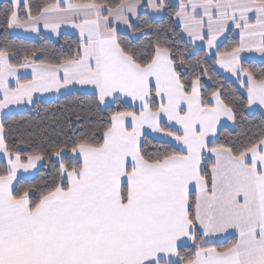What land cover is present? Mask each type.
Wrapping results in <instances>:
<instances>
[{
    "label": "snow or ice",
    "instance_id": "snow-or-ice-1",
    "mask_svg": "<svg viewBox=\"0 0 264 264\" xmlns=\"http://www.w3.org/2000/svg\"><path fill=\"white\" fill-rule=\"evenodd\" d=\"M167 7L165 0H45L34 12L30 0H9L0 13L8 30L39 33L42 24L58 35L70 24L79 31L72 53L58 61L41 59L43 49L0 47V110L77 86L98 112L109 109L98 127L69 123L75 139L26 160L8 147L0 123V264H264V127L245 142H220V127L235 126L238 113L203 79H214L212 64L219 65L246 90L249 107L264 108V69L257 78L242 55L264 60V0H179L162 38L138 47L121 37V25L148 36L155 26L134 23L140 10ZM230 27L239 44L213 58ZM197 40L207 56L189 74L185 52ZM20 69H31V79ZM146 128L171 138L161 141L163 151L144 150ZM44 161L51 174L28 183L21 172L39 171ZM225 233L235 239L211 246Z\"/></svg>",
    "mask_w": 264,
    "mask_h": 264
},
{
    "label": "trees",
    "instance_id": "trees-1",
    "mask_svg": "<svg viewBox=\"0 0 264 264\" xmlns=\"http://www.w3.org/2000/svg\"><path fill=\"white\" fill-rule=\"evenodd\" d=\"M45 0H30L32 9L35 12L38 6H40ZM54 2V0H52ZM87 2V0H84ZM118 2V0H116ZM167 10L164 11V16L161 19H152L145 11L141 12V19L135 21L137 26L143 24L145 20L153 24L155 27L151 30L148 36L142 33L120 34L126 42H131L133 45L142 46V42L145 44L149 39H157V33L160 37H163V30L170 27L173 18L172 13L175 8L170 5L168 0H165ZM9 4V0H2L0 2V13H3ZM25 14V10L21 8V15ZM179 32V28L176 29ZM136 37H139L137 39ZM78 39L71 35H60L54 40L46 38H38L36 40H29L19 37H11L8 33V29L0 25V47L11 45L18 52L23 53L25 49H43V52H38L37 55L41 59L59 60L62 56H68L72 53ZM238 45L237 38L232 37L230 34L226 40L220 44L216 51H230L232 47ZM178 47L183 51L184 45L181 43ZM190 53V55H189ZM192 65L187 69L188 73L196 67L197 59H205L206 54L201 49L192 48L190 45L185 52ZM214 58V57H213ZM13 62H16L13 60ZM209 64H212L211 60H208ZM246 67H250L254 74L259 78L260 70L264 69V61L261 63L255 61H244ZM214 79L209 80L207 77H203L207 92L210 93L213 89L219 87L223 93V98L226 102L234 105L238 113V119L236 125L232 129L221 128L219 129V135L217 139L220 142L227 144H239L245 142L249 137L257 134L262 127H264L263 116L255 112L253 114H247L246 112V98L244 94L237 88L235 84L223 78L214 68L212 64ZM210 98V97H209ZM91 95L72 92L66 94L57 100L38 102L24 112L9 114L1 119L0 123L4 124L5 131L3 133L6 143L10 149H19L23 158L26 160L28 154L33 151L48 152L50 153V145L64 143L72 137V129L69 128V123L73 126L81 124L84 130L89 128L98 127L102 123L105 116L108 115L109 109H105L104 112H98L94 105L91 104ZM243 101V103L241 102ZM79 115L82 119L77 121L76 116ZM80 128L76 129L79 133ZM28 141V143H21L20 141ZM142 146L146 152H154L157 148L163 151L166 145L161 142L155 141L148 136L142 137ZM168 150L171 151L172 146L168 145ZM54 159V157H53ZM45 167H41L36 174L29 179L28 183H38L42 176L45 174L50 175L52 172L51 165L48 161L42 162ZM209 163L206 159V164ZM232 240H228L215 247L223 248L228 246Z\"/></svg>",
    "mask_w": 264,
    "mask_h": 264
},
{
    "label": "crops",
    "instance_id": "crops-1",
    "mask_svg": "<svg viewBox=\"0 0 264 264\" xmlns=\"http://www.w3.org/2000/svg\"><path fill=\"white\" fill-rule=\"evenodd\" d=\"M2 0H0L1 2ZM170 5H172L173 7L175 5H178L179 0H168ZM175 8V7H174ZM145 11L152 19L158 20L161 19L164 16V12L163 13H156L153 12L150 9H141L140 13ZM174 20V18H173ZM135 22V21H134ZM121 29L122 31L120 32V34H128L129 31L125 29V26L121 25ZM207 31V28L205 27V32ZM8 33L11 37H19V38H24V39H29V40H36L40 37L42 38H46V39H50V40H54L56 38H58L60 35L66 34V35H71L76 37L79 40V31L78 29L73 28L70 24H64L61 26L60 29H58V35L53 34L49 31H46L43 27V25L41 24L39 26V33H31V32H27L24 31L23 29H14V30H8ZM231 35L234 38H237L238 40V44H239V30H236L234 28H229V30L227 32H225L223 35L219 36L217 38L216 44L217 46H219L220 44H222L228 35ZM190 38L187 37V35H184V41H188ZM190 46L192 48L195 49H201L205 52L206 56H207V49L204 47L203 42L197 40L195 41L194 44H190ZM215 49H212V56L215 57ZM244 57H246L247 59H245V61H255L258 63L263 62L264 60L261 59L260 55L258 53H243L242 54ZM214 68L215 70L226 80L232 82L233 84H235L237 86V88L244 94L245 98L247 99V93L246 90L240 87L239 82L236 80V78L234 76L231 75V73L225 72L222 68L219 67V65H215L214 64ZM62 75V73H61ZM18 76H20L22 79H31V69H20L18 71ZM246 79V78H245ZM10 84L12 86H15V81L10 79ZM72 92H78V93H84L81 89L80 86L76 87V90L73 91H69L67 89H61L59 93L57 92H52V93H44V94H40V93H36L34 94L36 97H39V101L40 102H47V101H53V100H57L58 98L72 93ZM85 94V93H84ZM0 96H2V94H0ZM33 105H28L27 102H25L22 105H10L9 108L0 110V121L2 118H4L5 116L9 115V114H14V113H19V112H24L29 110ZM246 112L247 114H253L255 112L260 113L263 118H264V108H262L261 106H259L258 104L252 105L251 107H249L248 105L246 106ZM166 122V121H165ZM224 123L226 124V127H220L221 128H227V129H232L233 125L231 121H224ZM145 133L146 135L144 136H148L150 138H152L155 141L161 142L164 139L167 140H171V138H164L160 133H153L150 129H145ZM211 139V137L209 138ZM172 145H175V141H172ZM0 156H2V153H0ZM206 158L210 156V153H206L205 154ZM55 159V157H54ZM214 159V158H212ZM6 163V161H4ZM209 163H211L210 160H208ZM42 162H38V164H40ZM41 169V167L39 168V170ZM36 170H30L29 173H23L21 172V174L25 177H33L32 173L36 174ZM235 239V235H229L227 233L222 234L221 236H218L216 238L213 239V244L211 246H215V245H220L222 243H225L228 240H233ZM190 243V242H189Z\"/></svg>",
    "mask_w": 264,
    "mask_h": 264
}]
</instances>
